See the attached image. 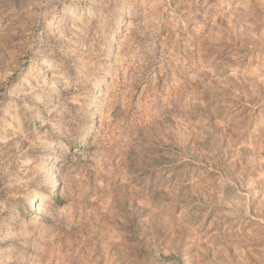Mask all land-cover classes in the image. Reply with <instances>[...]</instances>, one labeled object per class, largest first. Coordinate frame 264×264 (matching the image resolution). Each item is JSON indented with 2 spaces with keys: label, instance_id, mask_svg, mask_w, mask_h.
I'll use <instances>...</instances> for the list:
<instances>
[{
  "label": "rangeland",
  "instance_id": "obj_1",
  "mask_svg": "<svg viewBox=\"0 0 264 264\" xmlns=\"http://www.w3.org/2000/svg\"><path fill=\"white\" fill-rule=\"evenodd\" d=\"M0 264H264V0H0Z\"/></svg>",
  "mask_w": 264,
  "mask_h": 264
}]
</instances>
